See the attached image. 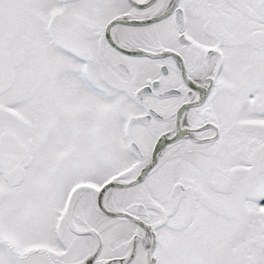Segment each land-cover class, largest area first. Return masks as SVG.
I'll return each mask as SVG.
<instances>
[{"label": "snow or ice", "instance_id": "snow-or-ice-1", "mask_svg": "<svg viewBox=\"0 0 264 264\" xmlns=\"http://www.w3.org/2000/svg\"><path fill=\"white\" fill-rule=\"evenodd\" d=\"M0 264H264V0H0Z\"/></svg>", "mask_w": 264, "mask_h": 264}]
</instances>
